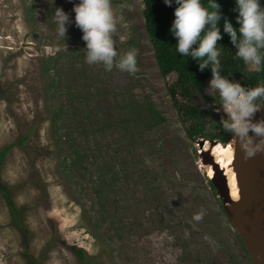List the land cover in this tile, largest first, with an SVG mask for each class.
Segmentation results:
<instances>
[{
	"label": "rangeland",
	"instance_id": "rangeland-1",
	"mask_svg": "<svg viewBox=\"0 0 264 264\" xmlns=\"http://www.w3.org/2000/svg\"><path fill=\"white\" fill-rule=\"evenodd\" d=\"M78 3L0 0V152L11 145L0 187L26 231L0 192V264H81L78 249L90 264H251L211 188L204 138L172 104L175 76L160 74L142 0H112L115 46L138 49L135 74L86 62ZM193 98L221 127L210 79Z\"/></svg>",
	"mask_w": 264,
	"mask_h": 264
},
{
	"label": "clouds",
	"instance_id": "clouds-1",
	"mask_svg": "<svg viewBox=\"0 0 264 264\" xmlns=\"http://www.w3.org/2000/svg\"><path fill=\"white\" fill-rule=\"evenodd\" d=\"M173 2L177 5L171 27L177 39L175 50L199 61L200 70L211 68L210 89L219 92L226 115L220 126L239 142L245 158L264 152V120L254 121L255 114L264 107V83L245 88L222 75L221 48L217 46L221 39L219 3L217 0H207V5L203 0H164L168 6ZM236 5L239 35L228 20H224L223 31L236 47L237 58L250 71L259 73L264 68V7L260 0H236ZM73 11L75 24L86 42L85 59L89 65H103L109 72L114 67L129 74L138 71V49L121 55L115 46L113 35L117 32V20L112 0H79ZM54 18L58 35L64 38L69 16L62 8H56Z\"/></svg>",
	"mask_w": 264,
	"mask_h": 264
},
{
	"label": "trees",
	"instance_id": "trees-1",
	"mask_svg": "<svg viewBox=\"0 0 264 264\" xmlns=\"http://www.w3.org/2000/svg\"><path fill=\"white\" fill-rule=\"evenodd\" d=\"M142 2L146 31L153 46L160 74L164 78L170 75L175 76L174 81L167 84V91L179 118L186 125L188 136L191 138L217 140L226 144L230 135L225 133L222 127L211 128L208 121V109L197 104L193 98L194 92H202L206 81L208 79L211 81V68L200 70L199 61L190 55L183 56L175 50L177 39L172 34L171 27L177 5L173 2L171 6H168L163 0H142ZM203 2L207 5V0H203ZM217 2L220 5L219 11L221 13V20L218 24L221 39L217 42V46L221 48L222 75L227 78L231 74L239 75L241 84L245 88H253L258 83H264V68L259 73L250 71L244 62L237 58L236 47L232 44L230 36L223 31L224 20H228L238 32L236 0H217ZM260 2L261 6L264 7V0H260ZM194 47L196 46L194 45ZM213 93L219 94L218 91L211 90V94ZM148 111L152 118L156 119V122L164 120V117L160 116L153 107H149ZM10 147L11 145L1 150L0 164ZM211 188L215 189L213 184H211ZM0 192L9 207L13 223L23 232H26L20 213L15 209L9 188L0 187ZM221 208L224 212L223 205H221ZM237 238L241 242L238 236ZM77 254L82 260L81 264L91 263V257L83 249H78Z\"/></svg>",
	"mask_w": 264,
	"mask_h": 264
},
{
	"label": "water",
	"instance_id": "water-1",
	"mask_svg": "<svg viewBox=\"0 0 264 264\" xmlns=\"http://www.w3.org/2000/svg\"><path fill=\"white\" fill-rule=\"evenodd\" d=\"M228 79L241 83L237 74H231ZM209 102L222 105L219 94H211ZM264 120V107L254 117V121ZM251 135V133H250ZM205 140L208 139H203ZM215 142L217 140H209ZM234 163L239 186V197L231 205L227 180L222 169L214 163L215 173L211 183L220 195L225 212L232 223L238 237L244 245L253 264H264V152L245 158L239 142L233 139ZM209 160L210 154H206Z\"/></svg>",
	"mask_w": 264,
	"mask_h": 264
},
{
	"label": "bare ground",
	"instance_id": "bare-ground-1",
	"mask_svg": "<svg viewBox=\"0 0 264 264\" xmlns=\"http://www.w3.org/2000/svg\"><path fill=\"white\" fill-rule=\"evenodd\" d=\"M205 151L211 157L206 163L208 176L212 178L215 173L214 163L222 169L230 192V200L227 202V205H231L239 197V186L234 163V143L228 142L223 144L219 141L210 142L209 140H205L202 152Z\"/></svg>",
	"mask_w": 264,
	"mask_h": 264
}]
</instances>
